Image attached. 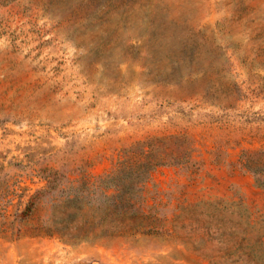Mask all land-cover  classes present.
Returning <instances> with one entry per match:
<instances>
[{"label": "rangeland", "instance_id": "374dc122", "mask_svg": "<svg viewBox=\"0 0 264 264\" xmlns=\"http://www.w3.org/2000/svg\"><path fill=\"white\" fill-rule=\"evenodd\" d=\"M153 150L182 164L139 184ZM242 162L264 0H0V264H264Z\"/></svg>", "mask_w": 264, "mask_h": 264}, {"label": "trees", "instance_id": "16d2710c", "mask_svg": "<svg viewBox=\"0 0 264 264\" xmlns=\"http://www.w3.org/2000/svg\"><path fill=\"white\" fill-rule=\"evenodd\" d=\"M145 162L139 165V169L143 170L141 176L139 177V184L144 185L150 179L152 173L156 168L166 165H180L182 164V159L178 156H174L173 153L167 152H154L145 157ZM255 163L250 162H242L243 168L248 169L253 172V174L257 177V185L259 188L264 189V169H254ZM264 168V167H263ZM120 171V170H119ZM117 179L120 180V176L117 174ZM116 181L115 178H107L100 180V187H104L105 189H109L111 187L119 188L120 182ZM87 187V184L85 185ZM75 202L76 200H72ZM79 232L78 235H74L70 237V240H77L80 236V233L87 234L86 225L82 228H77Z\"/></svg>", "mask_w": 264, "mask_h": 264}]
</instances>
